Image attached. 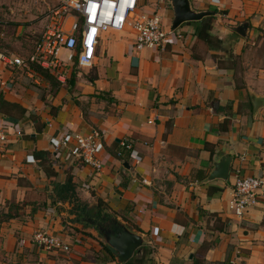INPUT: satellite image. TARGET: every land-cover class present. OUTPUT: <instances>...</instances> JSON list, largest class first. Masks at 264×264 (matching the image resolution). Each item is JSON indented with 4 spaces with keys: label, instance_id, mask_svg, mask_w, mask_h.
Returning a JSON list of instances; mask_svg holds the SVG:
<instances>
[{
    "label": "crops",
    "instance_id": "0c3cea01",
    "mask_svg": "<svg viewBox=\"0 0 264 264\" xmlns=\"http://www.w3.org/2000/svg\"><path fill=\"white\" fill-rule=\"evenodd\" d=\"M138 1L160 17L166 46L136 51L130 31L101 33L89 66L61 52L64 83L11 64L28 58L30 43L0 42V264H119L55 199L52 182L67 176L93 218L100 208L142 237L123 264H264V0H188L191 11L212 15L175 29L168 0ZM208 17L211 38H198ZM93 129L99 171L73 157V137ZM62 138L67 148L54 151ZM124 141L139 164L117 156ZM222 159L227 179L209 180ZM237 177L263 181L242 219L228 209ZM37 231L69 252L39 249Z\"/></svg>",
    "mask_w": 264,
    "mask_h": 264
},
{
    "label": "built area",
    "instance_id": "2783aa9c",
    "mask_svg": "<svg viewBox=\"0 0 264 264\" xmlns=\"http://www.w3.org/2000/svg\"><path fill=\"white\" fill-rule=\"evenodd\" d=\"M126 30L134 36L136 51L163 49L169 39V33L163 29L160 17L143 12L138 0H61L58 7L48 10L42 31L28 58H14L11 64L26 69L34 65L55 75L59 82L64 83L65 64L60 59L63 50L67 51V63L76 62L81 67L89 66L95 58L101 33ZM0 58L4 59L2 56ZM100 138L101 133L97 129L73 137V157L95 171L101 169L97 159ZM6 141V133L0 128V151ZM68 142L67 138L56 141L53 150L57 152L67 148ZM120 147L121 150L117 153L119 158H122L124 152H128L135 165L139 164L140 157L132 149L130 142H121ZM142 183L146 184L147 181L143 179ZM262 186L263 181L259 178L237 177L228 202L232 215L238 219L245 217L257 205ZM32 242L46 252H69L68 245L45 231L35 232Z\"/></svg>",
    "mask_w": 264,
    "mask_h": 264
},
{
    "label": "rangeland",
    "instance_id": "374dc122",
    "mask_svg": "<svg viewBox=\"0 0 264 264\" xmlns=\"http://www.w3.org/2000/svg\"><path fill=\"white\" fill-rule=\"evenodd\" d=\"M55 1L0 0V42L7 39L15 47L30 43L32 51L47 16L46 5L52 6Z\"/></svg>",
    "mask_w": 264,
    "mask_h": 264
},
{
    "label": "water",
    "instance_id": "95a60500",
    "mask_svg": "<svg viewBox=\"0 0 264 264\" xmlns=\"http://www.w3.org/2000/svg\"><path fill=\"white\" fill-rule=\"evenodd\" d=\"M173 9L174 19L172 22V29L177 28L180 24L191 21H199L205 16H210V12L195 13L191 11L188 0H168ZM245 26L238 27L239 33ZM229 172V160L222 159L219 163L215 164V169L209 175V180L213 179H227ZM88 213L91 218L94 217L92 208H88ZM88 219V223H92V220ZM107 248L117 259L119 264L127 262L133 254L142 245L143 239L140 235L131 233L124 227L115 226L113 229H109L103 236Z\"/></svg>",
    "mask_w": 264,
    "mask_h": 264
},
{
    "label": "trees",
    "instance_id": "16d2710c",
    "mask_svg": "<svg viewBox=\"0 0 264 264\" xmlns=\"http://www.w3.org/2000/svg\"><path fill=\"white\" fill-rule=\"evenodd\" d=\"M213 17H208L205 19V24L201 28V30L198 33V38H204L208 40V38H211L209 35V31L211 29L210 27V21ZM33 66V65H31ZM33 69L37 70L41 75H43L46 79L49 78V75L47 72L38 69L36 67H32ZM39 153H35L37 156ZM47 174L49 178L55 177V173H50L47 171ZM52 191L55 195V199L58 202L61 203H68L71 208L69 209V214L73 215L75 217V220L78 222L85 223L86 226H90L94 228L100 237L104 236V233L109 230L113 229L116 225L115 218L110 215L103 213L102 209L98 208V213L96 214L95 218H91V216L88 213V203L82 201L77 194V185L75 182V178L73 176H67L63 183H57L55 181L52 182ZM36 209L34 208L32 212H35ZM92 220V223H87V220ZM127 264V263H126Z\"/></svg>",
    "mask_w": 264,
    "mask_h": 264
}]
</instances>
